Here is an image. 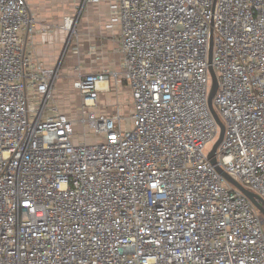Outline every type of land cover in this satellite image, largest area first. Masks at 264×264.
Instances as JSON below:
<instances>
[{
  "label": "built area",
  "instance_id": "built-area-1",
  "mask_svg": "<svg viewBox=\"0 0 264 264\" xmlns=\"http://www.w3.org/2000/svg\"><path fill=\"white\" fill-rule=\"evenodd\" d=\"M110 10L121 69L79 76L71 117L61 65L28 50L27 0H0V264H264V215L217 170L264 204V0ZM112 79L128 84L127 115L92 110Z\"/></svg>",
  "mask_w": 264,
  "mask_h": 264
},
{
  "label": "crops",
  "instance_id": "crops-1",
  "mask_svg": "<svg viewBox=\"0 0 264 264\" xmlns=\"http://www.w3.org/2000/svg\"><path fill=\"white\" fill-rule=\"evenodd\" d=\"M115 1L27 0L30 12L38 21L37 32L28 41V50L47 67L61 65L57 88L61 100L58 101L63 112L71 117L77 115L82 104L79 93L73 88L79 76L121 69V33L118 27H110V7ZM66 18L74 20V34L59 28ZM120 87L129 90L125 80L116 84L112 79L102 86L97 106L92 110L114 115L121 109L118 106L123 100L117 99ZM71 92L77 93V98H73ZM129 94L132 100L130 90Z\"/></svg>",
  "mask_w": 264,
  "mask_h": 264
},
{
  "label": "water",
  "instance_id": "water-1",
  "mask_svg": "<svg viewBox=\"0 0 264 264\" xmlns=\"http://www.w3.org/2000/svg\"><path fill=\"white\" fill-rule=\"evenodd\" d=\"M212 47H213V44H211V54H210V60L212 58ZM210 73H211V77H212V87H211V92H210V96H209V105H210V109L217 121V123L219 124L220 126V129H221V132H220V138L218 140V142L216 143V145L214 146L213 148V151L211 152L210 154V159H211V162L212 164L216 165L217 163V160H216V150L218 148V146L220 145V143L222 142L223 140V136H224V125L223 123L221 122L219 116L217 115V113L215 112L214 110V107H213V98L217 92V89H218V81H217V76H216V73L214 71V69L211 67L210 68ZM217 170L222 174L224 175L229 181H231L241 192H243L247 197L248 199L261 211V213L264 215V204L263 202H261V200L259 199V197L257 195H255L253 192L245 189L242 185H240L239 183L233 181L224 171H222L219 167H217Z\"/></svg>",
  "mask_w": 264,
  "mask_h": 264
},
{
  "label": "rangeland",
  "instance_id": "rangeland-1",
  "mask_svg": "<svg viewBox=\"0 0 264 264\" xmlns=\"http://www.w3.org/2000/svg\"><path fill=\"white\" fill-rule=\"evenodd\" d=\"M60 79H61V77H60ZM60 79H59V81L57 83V88H58V84L60 82ZM119 91H120V93H119ZM57 93H58V91H57ZM70 94H71V96L73 98H77V95H78L77 93L75 94L74 92H71ZM57 97H58V100L59 99L61 100V97L58 94H57ZM120 98H122L123 100H122L121 106H118V107L121 108L120 110H121V112H123V114L127 115L129 113L130 108H131V99H130V94H129V90H128L127 87H124L123 89H121V87L119 88L118 94H117V99H120ZM78 101H79V98H78ZM75 105H76V101H75ZM77 132H80V127L79 126H77ZM77 139H79V137H77ZM86 140L88 142H90V141L93 140V137L89 135V136L86 137ZM96 140H99V139H96ZM213 144H210L208 146V148L211 149L213 147Z\"/></svg>",
  "mask_w": 264,
  "mask_h": 264
},
{
  "label": "bare ground",
  "instance_id": "bare-ground-1",
  "mask_svg": "<svg viewBox=\"0 0 264 264\" xmlns=\"http://www.w3.org/2000/svg\"><path fill=\"white\" fill-rule=\"evenodd\" d=\"M106 84H103L102 86H105Z\"/></svg>",
  "mask_w": 264,
  "mask_h": 264
}]
</instances>
